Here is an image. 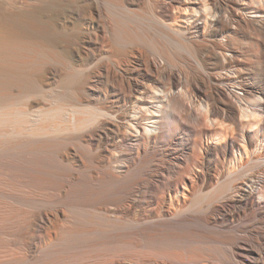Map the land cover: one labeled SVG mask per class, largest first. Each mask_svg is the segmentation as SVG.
Segmentation results:
<instances>
[{"label":"bare ground","instance_id":"1","mask_svg":"<svg viewBox=\"0 0 264 264\" xmlns=\"http://www.w3.org/2000/svg\"><path fill=\"white\" fill-rule=\"evenodd\" d=\"M0 264H264V0H0Z\"/></svg>","mask_w":264,"mask_h":264}]
</instances>
